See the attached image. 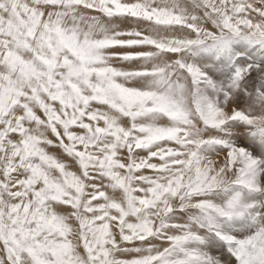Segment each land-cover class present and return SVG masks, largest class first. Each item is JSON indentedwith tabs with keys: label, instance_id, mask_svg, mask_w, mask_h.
Wrapping results in <instances>:
<instances>
[{
	"label": "snow or ice",
	"instance_id": "snow-or-ice-1",
	"mask_svg": "<svg viewBox=\"0 0 264 264\" xmlns=\"http://www.w3.org/2000/svg\"><path fill=\"white\" fill-rule=\"evenodd\" d=\"M0 264H264V0H0Z\"/></svg>",
	"mask_w": 264,
	"mask_h": 264
}]
</instances>
